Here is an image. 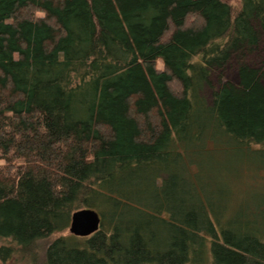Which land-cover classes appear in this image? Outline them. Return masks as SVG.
Wrapping results in <instances>:
<instances>
[{
	"label": "trees",
	"instance_id": "16d2710c",
	"mask_svg": "<svg viewBox=\"0 0 264 264\" xmlns=\"http://www.w3.org/2000/svg\"><path fill=\"white\" fill-rule=\"evenodd\" d=\"M263 45L264 0H0V239L46 264H264Z\"/></svg>",
	"mask_w": 264,
	"mask_h": 264
},
{
	"label": "rangeland",
	"instance_id": "374dc122",
	"mask_svg": "<svg viewBox=\"0 0 264 264\" xmlns=\"http://www.w3.org/2000/svg\"><path fill=\"white\" fill-rule=\"evenodd\" d=\"M232 5L236 10L241 8L242 0H222ZM262 55L253 56L252 61L259 63L264 58V45L262 47ZM255 64V63H254ZM238 81L236 64L232 63L225 68L224 71L214 74L212 82L214 86H217L221 81ZM211 90L206 88L204 93L210 95ZM263 177V176H262ZM264 183H260L258 186V196L262 194ZM259 200V199H258ZM68 233V232H67ZM67 235V234H66ZM7 248L10 251L2 254L1 250ZM0 264H46L45 255L37 248H29L28 250H21L16 244H13L11 240L0 239Z\"/></svg>",
	"mask_w": 264,
	"mask_h": 264
},
{
	"label": "water",
	"instance_id": "95a60500",
	"mask_svg": "<svg viewBox=\"0 0 264 264\" xmlns=\"http://www.w3.org/2000/svg\"><path fill=\"white\" fill-rule=\"evenodd\" d=\"M102 217L93 209L84 208L72 214L69 231L77 237H89L101 228Z\"/></svg>",
	"mask_w": 264,
	"mask_h": 264
}]
</instances>
